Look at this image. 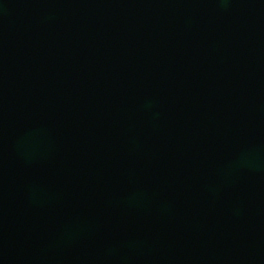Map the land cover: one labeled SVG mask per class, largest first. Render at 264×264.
Listing matches in <instances>:
<instances>
[{
    "label": "water",
    "instance_id": "1",
    "mask_svg": "<svg viewBox=\"0 0 264 264\" xmlns=\"http://www.w3.org/2000/svg\"><path fill=\"white\" fill-rule=\"evenodd\" d=\"M0 264H264V0H0Z\"/></svg>",
    "mask_w": 264,
    "mask_h": 264
}]
</instances>
